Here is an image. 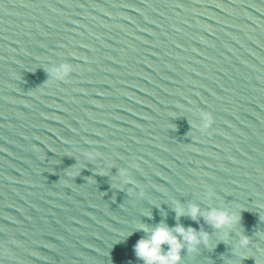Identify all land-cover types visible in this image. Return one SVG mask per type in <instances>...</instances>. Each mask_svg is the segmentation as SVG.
I'll list each match as a JSON object with an SVG mask.
<instances>
[{
	"label": "water",
	"instance_id": "water-1",
	"mask_svg": "<svg viewBox=\"0 0 264 264\" xmlns=\"http://www.w3.org/2000/svg\"><path fill=\"white\" fill-rule=\"evenodd\" d=\"M161 225L264 264V0H0V264H143Z\"/></svg>",
	"mask_w": 264,
	"mask_h": 264
},
{
	"label": "clouds",
	"instance_id": "clouds-1",
	"mask_svg": "<svg viewBox=\"0 0 264 264\" xmlns=\"http://www.w3.org/2000/svg\"><path fill=\"white\" fill-rule=\"evenodd\" d=\"M176 215L177 217H181L184 213L183 211L177 210ZM198 215L199 208L192 207L189 213L190 218L196 220ZM207 222L212 227L219 229L226 225L230 226L235 221L234 218L229 217L226 213L210 212L207 217ZM174 232L175 235L172 229L164 225L156 227L152 231L150 238L140 239L136 243V257L142 260L143 264H180V253L184 250L185 243L188 245H198L203 241L207 245L208 235L206 233H201L198 237L195 229H185L181 225H177ZM242 243L247 244V238ZM164 245L168 246L167 252L164 251Z\"/></svg>",
	"mask_w": 264,
	"mask_h": 264
}]
</instances>
